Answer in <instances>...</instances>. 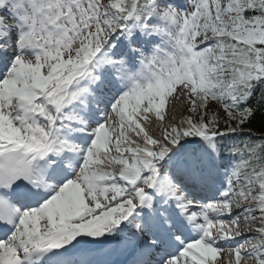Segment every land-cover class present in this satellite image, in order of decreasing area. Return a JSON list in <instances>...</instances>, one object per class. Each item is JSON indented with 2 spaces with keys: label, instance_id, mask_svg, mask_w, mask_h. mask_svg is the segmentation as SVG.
Wrapping results in <instances>:
<instances>
[{
  "label": "snow or ice",
  "instance_id": "6c2138e0",
  "mask_svg": "<svg viewBox=\"0 0 264 264\" xmlns=\"http://www.w3.org/2000/svg\"><path fill=\"white\" fill-rule=\"evenodd\" d=\"M0 264H264V0H0Z\"/></svg>",
  "mask_w": 264,
  "mask_h": 264
}]
</instances>
